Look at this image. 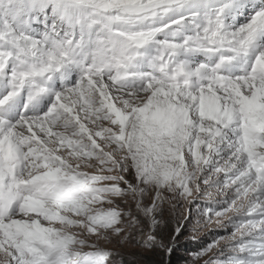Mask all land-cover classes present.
I'll use <instances>...</instances> for the list:
<instances>
[{
	"label": "snow or ice",
	"instance_id": "1",
	"mask_svg": "<svg viewBox=\"0 0 264 264\" xmlns=\"http://www.w3.org/2000/svg\"><path fill=\"white\" fill-rule=\"evenodd\" d=\"M185 229L264 264V0H0V264H170Z\"/></svg>",
	"mask_w": 264,
	"mask_h": 264
},
{
	"label": "rangeland",
	"instance_id": "2",
	"mask_svg": "<svg viewBox=\"0 0 264 264\" xmlns=\"http://www.w3.org/2000/svg\"><path fill=\"white\" fill-rule=\"evenodd\" d=\"M207 233V234H206ZM213 232L211 229H205L199 233V239L196 241L185 239L190 235L189 231L185 229L183 235L179 238L180 243L171 255L170 264H188L190 260L189 252L202 248L205 244L209 243ZM215 234H224L223 232H216ZM132 257H129L131 259ZM158 257H153L149 264H154V261L158 260Z\"/></svg>",
	"mask_w": 264,
	"mask_h": 264
}]
</instances>
